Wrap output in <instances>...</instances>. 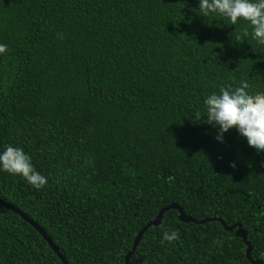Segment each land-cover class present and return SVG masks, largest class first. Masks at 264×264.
I'll return each instance as SVG.
<instances>
[{"label":"trees","instance_id":"trees-1","mask_svg":"<svg viewBox=\"0 0 264 264\" xmlns=\"http://www.w3.org/2000/svg\"><path fill=\"white\" fill-rule=\"evenodd\" d=\"M196 8L0 0V146L23 148L48 179L37 190L0 172V199L37 221L70 264H125L139 231L172 202L197 219L241 222L264 262V152L234 128L218 142L195 115L221 85L247 79L249 91H264V45L247 21ZM173 228L179 239L161 243ZM246 249L235 229L182 221L170 208L129 263L254 264ZM0 264L64 263L0 204Z\"/></svg>","mask_w":264,"mask_h":264},{"label":"clouds","instance_id":"clouds-1","mask_svg":"<svg viewBox=\"0 0 264 264\" xmlns=\"http://www.w3.org/2000/svg\"><path fill=\"white\" fill-rule=\"evenodd\" d=\"M199 14L205 17L219 15L236 25L239 20L247 21L251 36L264 45V0H198ZM245 36L249 34L244 29ZM239 41V37L236 38ZM8 51V45L0 42V56ZM201 110H196L197 121L216 129L215 139L223 142L224 133L236 129L250 147L264 152V91H249L247 79L236 86L221 85L218 91L204 96ZM233 167L235 161L229 162ZM0 172L22 177L30 186L39 190L48 179L36 170L32 157L21 147L11 144L0 146ZM179 239L176 229H165L161 243Z\"/></svg>","mask_w":264,"mask_h":264},{"label":"water","instance_id":"water-1","mask_svg":"<svg viewBox=\"0 0 264 264\" xmlns=\"http://www.w3.org/2000/svg\"><path fill=\"white\" fill-rule=\"evenodd\" d=\"M0 204L8 207L9 209H11L12 211H14L15 213L19 214L23 219H25L26 221H28L29 223H31L44 237V239L49 243L50 247L58 254V256L60 257V259L62 260V262L64 264H70L66 258L64 257V255L61 253V251L59 250V247L55 244V242L52 240V238L50 237V235L45 231V229L34 219H32L30 216L27 215V213H25L24 211H22L19 207H17L16 205H14L13 203L10 202H6L3 201L2 199H0ZM170 208H175L179 211V218L182 221H186V222H196V223H205L207 221H213V220H218L220 221L224 228L226 230H234L235 229V233L237 236L241 237L244 241V243L247 245V249H246V256L247 258L254 264H264L263 260L260 259H253V257L251 256V251H252V244L248 239V231L244 228L243 224L241 222H234L231 225H228L226 223V221L222 218V217H218V216H214V217H208V218H203V219H197L194 216L191 215H187L183 208L181 207L180 204L176 203V202H172L166 206H164L163 208H161V210L159 211V214L157 215V217L154 220L149 221L138 233V235L136 236L134 243H133V247L132 249L129 251V253L126 256V261L125 264H130L129 260L131 258V256L133 255L134 251L136 250L139 241L142 237V235L144 234V232L153 224L157 225L161 222L162 219V215L164 214V212Z\"/></svg>","mask_w":264,"mask_h":264}]
</instances>
